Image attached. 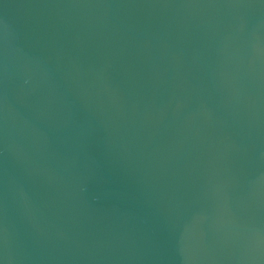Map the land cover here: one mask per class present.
I'll list each match as a JSON object with an SVG mask.
<instances>
[{"label":"water","instance_id":"95a60500","mask_svg":"<svg viewBox=\"0 0 264 264\" xmlns=\"http://www.w3.org/2000/svg\"><path fill=\"white\" fill-rule=\"evenodd\" d=\"M0 264H264V0H0Z\"/></svg>","mask_w":264,"mask_h":264}]
</instances>
